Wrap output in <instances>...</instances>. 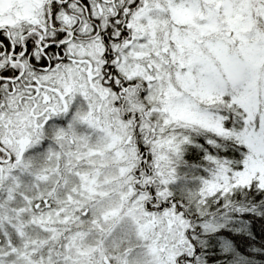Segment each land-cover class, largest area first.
Here are the masks:
<instances>
[{"label":"snow or ice","instance_id":"snow-or-ice-1","mask_svg":"<svg viewBox=\"0 0 264 264\" xmlns=\"http://www.w3.org/2000/svg\"><path fill=\"white\" fill-rule=\"evenodd\" d=\"M253 207L264 0H0V264H233Z\"/></svg>","mask_w":264,"mask_h":264},{"label":"trees","instance_id":"trees-1","mask_svg":"<svg viewBox=\"0 0 264 264\" xmlns=\"http://www.w3.org/2000/svg\"><path fill=\"white\" fill-rule=\"evenodd\" d=\"M253 216L259 221L264 216V208L253 207L220 229L222 236L214 245L217 256L228 255L233 264H264V234H260L259 222L253 225ZM225 243L230 246V253L223 251Z\"/></svg>","mask_w":264,"mask_h":264}]
</instances>
